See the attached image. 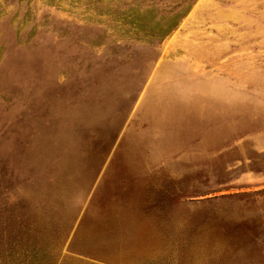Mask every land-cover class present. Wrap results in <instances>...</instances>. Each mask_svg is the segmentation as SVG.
<instances>
[{"label":"rangeland","instance_id":"rangeland-1","mask_svg":"<svg viewBox=\"0 0 264 264\" xmlns=\"http://www.w3.org/2000/svg\"><path fill=\"white\" fill-rule=\"evenodd\" d=\"M0 264H264V0H0Z\"/></svg>","mask_w":264,"mask_h":264}]
</instances>
